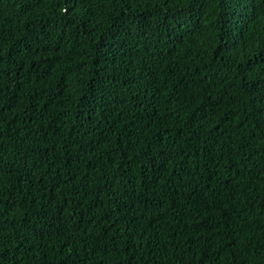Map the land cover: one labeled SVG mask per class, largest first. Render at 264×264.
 Instances as JSON below:
<instances>
[{
	"label": "trees",
	"instance_id": "trees-1",
	"mask_svg": "<svg viewBox=\"0 0 264 264\" xmlns=\"http://www.w3.org/2000/svg\"><path fill=\"white\" fill-rule=\"evenodd\" d=\"M0 264H264V0H0Z\"/></svg>",
	"mask_w": 264,
	"mask_h": 264
}]
</instances>
